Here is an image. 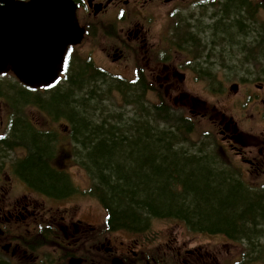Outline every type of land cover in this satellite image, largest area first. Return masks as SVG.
Wrapping results in <instances>:
<instances>
[{"label":"flooded vegetation","instance_id":"obj_1","mask_svg":"<svg viewBox=\"0 0 264 264\" xmlns=\"http://www.w3.org/2000/svg\"><path fill=\"white\" fill-rule=\"evenodd\" d=\"M71 1L84 34L78 44L68 46L63 68L65 73L59 79L68 72L82 74L83 71L95 78L104 77L108 69L97 64L96 58L108 59L110 65H123L130 72L129 77L115 74L114 84L121 90H134L139 110L144 105L147 111L143 114L150 115V90H165L175 104L182 103L186 93L174 97V92L185 90L188 74H195L194 83L202 82L205 87L214 88L213 83L217 81L214 72L212 81L206 82L209 78H203L207 72L203 60L205 51L216 59L229 54L231 74L244 67L249 74L248 79L231 83L226 94L229 97L238 95L241 86L248 85L239 111L244 114L241 121L251 138L244 140L242 135H237V123L224 113L219 123L212 122L213 116L205 119L215 128L220 124L225 129L220 131L221 138L217 140L219 154L223 158L233 157L237 163L233 164L234 168H264V136L253 133L249 127V121L255 116L264 118V80L256 76L264 75V21L259 19L264 12V0ZM207 34H210L209 50ZM260 36L261 40L256 39L253 46L254 39ZM234 42L230 51L224 49L223 44ZM239 53L242 55L240 63L234 64ZM79 58H84L85 62L80 63ZM131 58L136 60L131 61ZM8 77L14 78L12 72L0 75V97L4 98L11 111L0 113V240L5 242L2 246L4 264H194L200 260L197 249H187L186 242L177 235L170 234L166 241H162L166 236H158L148 243L135 235L125 239L118 235L123 232L119 229L99 232L94 222L93 187L82 188L75 183L71 168L62 160L69 155L62 154L59 149V120H68L70 126L67 128L65 125L64 132L70 133L72 141L77 143L83 130L78 126V116L66 110L64 115L56 116L53 110L64 107L59 103L62 100L52 97L54 92L46 98L45 87L31 88L15 78L14 83L4 81ZM78 82V78L74 82L76 84L71 82L70 76L66 84H60L56 91L75 88ZM27 97L32 100L27 102ZM18 104H25V118L15 115ZM199 104L205 105V101L199 100ZM154 106L157 107L156 104ZM31 108L43 113L44 123L30 119L27 111ZM73 113L78 114L76 110ZM50 117L53 123L46 124ZM231 128L234 131L226 133ZM139 133H147V130ZM72 141L67 142L71 150L74 148L70 156L76 148ZM205 142L203 139L202 144ZM38 144H44V147ZM36 149V153L48 150L45 158L48 168L57 177L56 188L40 187L27 179L23 163L34 155ZM86 149L88 164L81 170L93 182L94 147ZM166 153L179 157L183 152ZM193 156L203 160L209 168L227 175L230 173L231 179L241 180L239 175L222 165L217 155L196 151ZM219 163L222 166L219 167ZM58 176L65 181L64 184ZM76 197L85 199L84 209L79 204L71 206L72 199ZM54 203H64V206H55ZM148 216L153 217L150 213ZM183 223L192 236L195 233L219 238L213 242L218 248L235 242L226 231L212 232L205 228L194 232ZM20 229L25 230L26 236L19 235ZM226 249L223 246L215 250V255L229 264L240 262L241 259L235 256L226 257L230 254Z\"/></svg>","mask_w":264,"mask_h":264},{"label":"rangeland","instance_id":"obj_2","mask_svg":"<svg viewBox=\"0 0 264 264\" xmlns=\"http://www.w3.org/2000/svg\"><path fill=\"white\" fill-rule=\"evenodd\" d=\"M260 21H264V12L259 15ZM248 32V31H247ZM244 32L243 34H246ZM256 39L261 40V36L257 37L253 41V46L256 43ZM236 42V41H235ZM234 43L229 45L223 44L224 49L226 51H230V47L234 46ZM206 44H208V50L211 47L210 42V34H207ZM221 49V48H218ZM238 57L234 60V64H239L242 55L237 54ZM131 61H135V58H131ZM205 61V69L207 70V74H203V78H209L208 81H212L214 78V73L216 75L217 81L214 84V88L205 87L202 82L194 83V75L188 74L189 80L183 91H175L174 97H178L181 93H186V97L183 99L182 103H178L175 105L174 101L170 99V97L166 94L165 90L156 89L150 90L149 99L152 103L151 111H148L150 115H144L143 112L147 111L144 105H141L140 110L136 103L135 91L132 89H120L116 86L114 75L121 74L124 77H129L130 72L125 69L123 65H110L108 59L96 58V63L102 66L103 68H107L108 72L104 77L91 78L87 81L85 85H75V88H66V92L68 93V98L66 100L60 101L59 103L64 107L60 110H53L56 116L64 115V111L66 110L68 113L73 114L75 117L83 116L87 119V126H97L101 125L103 128L102 134H106L104 137H109L111 140H124L123 144H121V149L126 150L128 146L126 143V138L134 136L135 138H144L139 142H144L149 140L150 146L156 144L159 140L158 136H161L157 133L156 129H171L177 135L179 139V145L182 146V152L185 156H190L196 153V151H201L203 154H215L222 161V165L227 167L233 172L235 175H239L241 180L246 184L252 186H256L257 188L264 187V168L254 169V170H246L234 168L233 164H237L235 159L232 158H223L219 153V145H217V140L221 138V130H225L220 124L215 128L213 123H211L208 119H205L209 116H213V121L215 123H219L221 119V114L224 113L228 118H233L237 123V135H242L243 139H249L251 136L247 132V128L245 124L241 121L244 119V114L239 111L240 101L244 98L245 90L248 85L245 84L241 86L240 92L238 95H233L229 97L226 93L228 92V87L233 82H239L242 78L248 79L249 74L247 73V68H241L238 72L232 73V69L228 68L231 65V57L230 55H223L220 58H211L208 55L207 50L205 51V56L203 58ZM214 60V62H213ZM80 63H84V58H79ZM227 66H224V65ZM76 70V69H75ZM214 72V73H213ZM67 73V71H66ZM75 72L67 73L65 77L61 81V85H65L67 80L70 79V76L74 75ZM206 76V77H205ZM257 77H261L264 80V75H256ZM77 76L73 77L71 82H75ZM68 78V79H67ZM4 81L15 82L14 78L8 77ZM80 82V79L78 78ZM59 84V86H60ZM76 84V83H74ZM66 87V86H65ZM62 91V90H60ZM9 92V91H8ZM11 93V92H10ZM12 94V93H11ZM51 92L46 93V98H49ZM27 102H30L32 98L27 97ZM199 100L205 101V105L199 104ZM48 100L47 102H49ZM46 103V102H45ZM44 103V104H45ZM157 105V107L154 106ZM215 107V108H214ZM9 105L5 103L3 97H0V113L7 114L11 113L9 110ZM25 104H18L15 107V115L18 118H25ZM73 110H76L78 114L73 113ZM84 113L87 116L81 114ZM28 116L31 120L36 123H44L43 113H41L36 108H31L27 111ZM47 114V113H46ZM161 117V119H159ZM171 117L179 120L180 126L182 122L184 123H192V132H188L186 129H181L179 127L174 128L173 126H177L176 123H173ZM162 118H170L169 120H162ZM47 119L50 121L47 122ZM46 119V124H52V117ZM60 130H61V145L59 147L62 154H67L69 156L63 157L62 160L67 162L68 166L71 168L72 177L76 184H78L82 188L93 187V182L85 177V171L81 170L84 168V165L88 164L87 159V149L83 147L80 143H74L71 139L70 133H65L64 130L70 126L69 122L65 118H61L59 120ZM80 127V123L78 124ZM184 125V124H183ZM110 126H118L122 133L117 135L121 136L119 139L113 137V135L109 136ZM167 126V127H166ZM184 127V126H182ZM250 130L253 133H257L259 135L264 136V118H260L255 116L249 121ZM147 130V133H139V131ZM234 129L231 128L226 133L233 132ZM78 133V131H77ZM208 135L210 138H206V142L201 144L204 136ZM87 138H91L94 141V146L97 145L96 140L94 139L92 129L89 130V135ZM68 141H72L74 146H76L72 156H70L71 150L68 145ZM162 141V151H178L176 144H173L167 138ZM127 146V147H126ZM130 149V147H129ZM128 149V150H129ZM228 154V153H227ZM216 160V159H215ZM219 163V167H220ZM221 165V166H222ZM112 174V173H111ZM83 180V181H82ZM97 189L100 187L97 186ZM95 191V189H94ZM109 194V190H107ZM109 197V196H108ZM180 202V201H179ZM73 204H79L82 206V209L85 208V199L81 197H76L72 199L71 206ZM55 206H64V204H55ZM92 206L94 211H99L100 221L95 219V225L98 230H104L105 225L103 222V217L105 214L104 209L98 203L96 199H93ZM143 209H146L145 207ZM133 213H137V211L132 210ZM118 210L113 211V213H117ZM149 215V211L145 210L142 213L140 218V224L143 225L147 216ZM175 215V213H174ZM150 228L147 232H143L140 234V237L146 240V242H153L158 236H166L162 241H166L167 237L170 234L177 235L181 240H184L187 244V249H191L193 247L201 246L205 249L214 248L215 250H220L221 248L216 247L213 242L218 240L219 238L215 237H205L198 236L196 234L190 235L189 231L184 226L183 222L174 219H152L149 218ZM258 238L253 242H249L247 240L240 242H233V245H240L241 248L246 251L249 255L245 256L243 251L240 253V257L245 258V263L249 261L251 254L253 251L258 250L261 251V258L257 260H264V224L259 225ZM19 235H25V230L20 229ZM118 235L123 236L125 239L133 238V235H130L125 232H121ZM26 239V238H23ZM5 244L4 240H0V264H4V255L2 254V246ZM230 250L231 253L226 256H236L234 254L233 249ZM198 262H195L197 264ZM172 264V263H170ZM217 264H229L222 260V258H218ZM256 264H264V261L257 262Z\"/></svg>","mask_w":264,"mask_h":264},{"label":"trees","instance_id":"obj_3","mask_svg":"<svg viewBox=\"0 0 264 264\" xmlns=\"http://www.w3.org/2000/svg\"><path fill=\"white\" fill-rule=\"evenodd\" d=\"M75 76L77 77L74 81L79 78L78 83L81 85L95 78L94 75L83 71L82 74L72 75L71 81ZM68 96L66 91L57 90L52 97L63 101ZM171 120L177 124L174 128L192 132V123L182 122L180 126L179 120L173 117ZM86 122L85 117L79 116L80 128L83 130L78 136H81L83 141L86 133L92 129L97 142L94 147V172L95 177L99 173V177L107 180L103 185L109 190V197L107 193L103 197L100 193L98 196L104 208L110 212V226L136 229L140 226L142 213L148 210L152 216L177 218L195 232L205 228L212 232L226 231L229 238L235 242H253L259 237V225L264 224V187L257 188L240 179H231L230 173L227 175L217 169L213 170L196 156H185L181 153L182 156L178 157L162 151L161 140L166 138L179 145L177 135L170 128L156 129L161 136H158L159 140L153 147L150 146L149 140L139 142L144 138L132 136L125 139L130 146L123 150L121 144L124 140L115 141L104 137L106 134H102L104 131L101 125L90 127ZM109 132L112 133L109 136L113 135L116 139L121 137L117 134L122 133L118 126H110ZM93 143L91 139L89 145L93 147ZM38 145L44 147V144ZM36 151L37 149L34 155L23 163L27 179L40 187L56 188L57 177L48 168L45 158L48 150L42 149L38 153ZM20 173L22 174V171ZM58 178L64 184L65 181L60 176ZM97 186L101 188L102 183ZM144 207L146 209H143ZM115 210L118 212L114 214ZM233 250L235 257L241 259L237 264H256L258 261H264L257 260L261 258V251H253L249 261L245 263V258L239 255L242 251L245 256L249 254L240 245H236Z\"/></svg>","mask_w":264,"mask_h":264},{"label":"water","instance_id":"obj_4","mask_svg":"<svg viewBox=\"0 0 264 264\" xmlns=\"http://www.w3.org/2000/svg\"><path fill=\"white\" fill-rule=\"evenodd\" d=\"M0 2V74L13 70L30 87L53 83L68 46L83 36L75 5L71 0Z\"/></svg>","mask_w":264,"mask_h":264},{"label":"bare ground","instance_id":"obj_5","mask_svg":"<svg viewBox=\"0 0 264 264\" xmlns=\"http://www.w3.org/2000/svg\"><path fill=\"white\" fill-rule=\"evenodd\" d=\"M206 138H210V137H208V135H205V136H204V139H206ZM202 142H203V140H202ZM202 142H201V144H202ZM180 222H181V221H180ZM187 226H188V225H187ZM188 227H189V226H188ZM189 230H190V231H193L190 227H189ZM194 232H195V231H194ZM194 234H195V233H194Z\"/></svg>","mask_w":264,"mask_h":264}]
</instances>
